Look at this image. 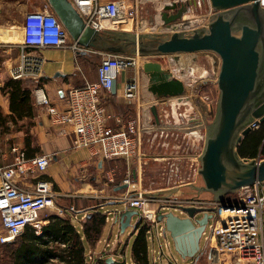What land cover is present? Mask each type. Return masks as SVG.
Listing matches in <instances>:
<instances>
[{"label": "built area", "instance_id": "built-area-1", "mask_svg": "<svg viewBox=\"0 0 264 264\" xmlns=\"http://www.w3.org/2000/svg\"><path fill=\"white\" fill-rule=\"evenodd\" d=\"M70 1L84 22L96 30L110 28L114 23L127 21L138 23L140 20L138 13L142 3L140 4L139 0L130 3L127 0ZM175 1L186 3L189 0ZM259 4L264 6V0H259ZM210 10H212L211 6ZM210 10L201 17V20L197 19V23L186 27H179L180 23H178L176 28L189 29L202 25L213 12ZM46 47L71 48L75 52L90 50L70 37L58 16L45 3L40 9H29L23 14L20 40L16 42L0 40V54L8 55L16 51L14 61L7 65L8 75L14 79L38 78L44 61L39 50ZM100 52L102 58L96 67V80L69 87L64 106L55 104L47 94L41 91V88L34 89V103L48 116L50 123L58 127L59 131L67 127L70 129L72 147L95 146L94 153L103 159L122 157L131 163L140 156L138 127L132 122L126 128L113 129L108 126L106 124L108 115L101 102L100 94L103 90L110 91L113 80L122 69L139 67L141 63L155 56ZM204 52L211 54V59L215 61L217 59L219 64V58L214 52ZM169 56L174 55L156 57H166L165 64L159 60L161 66L172 71L175 69L176 62L170 60ZM181 83L183 88H186L185 84L188 82L181 80ZM143 86L147 90L148 85L144 83ZM123 94L129 100L140 98L134 82H127L124 85ZM142 100L145 102L146 109L150 110L151 101L146 98ZM204 104L210 114V101ZM163 112L164 117L168 116L164 108ZM203 120L206 121L205 118ZM205 125L206 123L203 122L202 126L205 127ZM196 127L188 124L182 126V131L195 134L193 129ZM159 129L162 130L160 127ZM10 151L12 152L11 161L5 165L0 164V219L2 228L5 230L4 234H0V243L14 239L27 225L39 228L40 211L51 206L54 196L58 195L48 180L37 179L30 188L23 187L16 181L17 177L29 173L38 174L45 170L48 164L46 154L26 156L24 149L18 143L11 144ZM258 157L257 159H260ZM198 168L199 166L196 174H199ZM106 180L113 181L111 174L106 176ZM123 183L127 188L120 193L106 196L107 200L119 201L126 207L136 210L152 234L163 235L164 233L163 225L157 226V216L161 208L176 209L182 206H194L205 210L214 207L211 217L213 221L210 224L209 234L206 236L208 251L206 264H264V180L244 185L234 192L233 197H225L223 200H214L211 196L156 194V190L136 187L130 178H125ZM188 183L192 182L188 181ZM174 186L176 185L172 187ZM70 209H73V206H70ZM168 263L182 264L177 259Z\"/></svg>", "mask_w": 264, "mask_h": 264}, {"label": "crops", "instance_id": "crops-1", "mask_svg": "<svg viewBox=\"0 0 264 264\" xmlns=\"http://www.w3.org/2000/svg\"><path fill=\"white\" fill-rule=\"evenodd\" d=\"M127 1L130 3L134 0ZM139 1L142 7L150 0ZM155 1V9H157L167 0ZM45 3L48 4L47 0H41L40 5L32 9H40ZM7 29L8 26L2 25L4 32H7ZM107 29L113 28L103 30ZM5 40L9 39L3 41ZM88 48L90 50L83 52H75L71 48L40 49L39 53L44 59L40 76L36 79H21L24 87L31 92L30 115L16 119L14 122L6 117L5 124L0 123L1 134H8L11 130L10 125L15 126L12 132L18 130L24 132V136L14 142H8L6 137H1L0 164L5 165L11 161L10 145L13 143H18L24 149L26 156L46 154L48 164L45 170L38 174L29 173L17 177L16 181L21 186L30 188L37 179H45L51 182L52 188L58 193L53 198V204L40 211L39 228L27 225L16 239H11L16 244H21V253L16 254L13 261L15 264H169V261L173 262L177 259L170 238L152 234L140 216L124 238L122 233L127 226L122 229L120 223L115 222L114 217L116 213L132 209L119 201H108L106 197L124 191L127 188L123 183L125 178H130L136 187L141 186V179L143 180L144 177L140 166L135 164L134 160L130 163L122 157L103 159L94 153L95 146L72 147L70 129L67 127L63 131H58L51 126L48 116L34 103V89L41 88V91L55 104L62 107L65 105V95L69 87L96 80V67L102 58L101 50L90 46ZM14 59L10 57L4 62L9 65ZM145 77L147 75L137 66L122 69L113 80L110 91L101 92V102L108 115L106 119L108 126L113 129L126 128L132 122L137 125L138 136H141L150 128L147 124L150 115L155 118V121H152L154 128L159 129L162 126V123H159L158 117L161 113L157 105L163 106L166 100L173 97L155 95L149 89L146 90L148 93L145 92L143 86ZM127 82L136 84L140 98L129 100L124 96V85ZM173 96L176 98L179 95ZM142 98L150 101L154 98V104H150V114L146 112ZM204 103L207 102L202 100L203 109H205ZM9 113L8 103L2 115L6 116ZM203 113L207 117L208 109ZM25 119L28 120V124H23ZM166 128L167 126L163 127ZM253 129L250 136L247 137V134L241 139L242 146L239 145L238 151L241 156L256 158L259 156L258 158L261 159L264 158V153L261 152L262 143L257 146L256 152L254 151L259 129ZM109 174L113 177V181L106 180ZM163 189H156V194L184 196L176 186ZM70 206H73V209H70ZM169 210L184 215L179 208H161L160 213ZM133 215L130 216L129 222H132ZM100 216L103 217L101 225L96 223L97 217ZM161 225L163 223L157 224L158 227ZM4 233L0 219V234ZM194 262L206 264V254L199 255L196 261L190 264Z\"/></svg>", "mask_w": 264, "mask_h": 264}, {"label": "water", "instance_id": "water-1", "mask_svg": "<svg viewBox=\"0 0 264 264\" xmlns=\"http://www.w3.org/2000/svg\"><path fill=\"white\" fill-rule=\"evenodd\" d=\"M47 2L70 37L83 46L149 56L214 52L219 58L217 99L196 160L202 184L193 187L198 192H209L214 200H223L244 185L264 180V158L241 156L238 151L241 139L264 122V6L259 0H209L213 12L202 25L189 29L168 25L175 19L182 20L187 10L183 2L171 0L160 12L171 31L136 34L96 30L84 22L70 0ZM188 25L183 20L179 27ZM139 69L147 75L148 89L155 95L184 91L182 83L169 78V70L158 60H147ZM179 209L184 215L169 210L159 213L157 219L163 223V236L170 238L177 253L183 258L195 257L202 252L200 239L215 209ZM198 212L202 213L200 217H196ZM136 213L134 209L123 210L115 214L114 220L124 229Z\"/></svg>", "mask_w": 264, "mask_h": 264}, {"label": "rangeland", "instance_id": "rangeland-1", "mask_svg": "<svg viewBox=\"0 0 264 264\" xmlns=\"http://www.w3.org/2000/svg\"><path fill=\"white\" fill-rule=\"evenodd\" d=\"M169 1L171 0H167L166 3H169ZM40 2L41 0H0V35H3V33L6 34L9 29V36H15L14 42L20 40L21 21L23 14L27 10L40 5ZM154 2L156 1L150 0L145 5L143 4L142 7H140L142 9H140L138 13V19H140L138 23L135 21L127 25H125V22L117 24L114 23L115 25L111 24V27L115 30H126L131 34L171 31V28L160 17L162 6H159L157 9H155ZM209 4V0H189L188 2L184 3L187 10L182 20L189 22V25L192 23H197V19L201 20V17L209 12ZM211 11L212 10H210V12ZM168 12L171 11L168 10ZM165 24L167 26H165ZM2 25L8 26L7 32L2 30ZM15 56L16 51L8 55H4V53L3 55L0 54V86L9 76L6 69L7 65L4 60L10 57L15 58ZM169 57L170 60L176 62L174 66L175 69L169 71V76L172 79L179 80V82H181V80H186L188 82V84H185L186 88H184V92L180 94L182 96L184 94V96L188 97V100L183 98V100L179 101L176 99L177 97L175 98V96L170 95L173 98L166 100V103H163V106L161 104L157 105V107L160 108L161 113L160 117H158L159 123H162L160 128L163 129L162 127L167 126L166 129L160 130L154 128V124H152L154 122L152 121H155V118L150 115V119L147 121V124L150 128L145 131V134L143 133L140 136V156L134 159L135 164L140 166L141 174L144 177L143 180L141 179V186H139V188L142 187L143 189L164 190L163 188L176 185V187L180 188L181 194L184 196H211L209 192H198L193 187V185L198 186L202 184L200 175L196 174V169L199 166V161L196 160L201 153L206 132V127L202 126L203 122L206 123V121L203 120V118L206 117L203 113L204 111L206 112V109H203V106H201L202 100L206 102L210 101V114H208V116L205 118V120L209 122L212 120L217 99L215 80L219 64L217 63V59L216 61L212 60L211 54H206V52L180 53L175 57ZM150 58L151 60H160L163 64L166 63V57L160 58L155 56ZM189 80L191 81L189 82ZM144 83L145 85H148L147 77H145ZM144 90L147 92L145 87ZM149 94L151 95L150 91ZM152 96L154 97L153 94ZM7 97V94L3 93L2 91L0 92L1 114H4L5 109L8 107L9 99ZM154 98L151 100V104H154ZM162 108H164V111H167L168 116H163L164 112ZM146 112L150 114L149 110ZM166 122L167 124H165ZM23 124H28V120L25 119ZM188 124H191L195 127L197 126L193 129L195 134H187L182 131V126L184 127ZM198 124L201 125L200 129ZM51 126H54L58 129L55 124H51ZM14 127L10 125L11 130L8 134H1L0 132V140L1 137H6L8 142L18 141L19 138L21 139L24 136V132L19 130L18 132H12L14 131ZM151 176L155 177L152 178ZM192 178L195 179L189 180ZM188 181L192 183L189 184ZM230 194L231 195L229 196L227 194L226 198H231L235 195V193ZM201 215V212L196 213V217H200ZM138 217V213L132 216V222H130V225L127 226L122 233L124 238H126L128 232L132 228V224L137 220ZM212 221L213 219L209 218L205 227V231L200 239V250L203 252L200 251L195 257L183 258L177 253L175 248H173L174 255L177 257V261H179V263L190 264L192 261H196L197 257L203 253L208 256V251L206 249V236L209 234L210 224ZM160 223L162 222H159L157 219V224ZM7 259L8 258L4 248L0 246V264H5L4 262Z\"/></svg>", "mask_w": 264, "mask_h": 264}, {"label": "trees", "instance_id": "trees-1", "mask_svg": "<svg viewBox=\"0 0 264 264\" xmlns=\"http://www.w3.org/2000/svg\"><path fill=\"white\" fill-rule=\"evenodd\" d=\"M7 94L9 99V110L10 113L6 116L2 115L0 112V123L5 124V119L8 117L13 122L16 119L22 118L23 116H28L31 113V101L30 96L31 92L28 88L24 87L21 79H14L8 76L5 81L0 86V92ZM258 137L255 142L256 146L254 147V151L256 152L257 146L262 143L261 152L264 153V142H262L264 138V122L258 125L257 128L253 130H258ZM250 132L247 137L250 136ZM27 138V137H26ZM264 141V140H263ZM242 146V145H240ZM239 146V148H240ZM231 194H228V196ZM96 223L101 225L103 223V217H97ZM17 236L14 238L16 239ZM21 244H16L15 241L8 240L6 242L0 243V246L4 248L6 252L7 260L4 262L5 264H15L14 258L16 254L21 253Z\"/></svg>", "mask_w": 264, "mask_h": 264}, {"label": "bare ground", "instance_id": "bare-ground-1", "mask_svg": "<svg viewBox=\"0 0 264 264\" xmlns=\"http://www.w3.org/2000/svg\"><path fill=\"white\" fill-rule=\"evenodd\" d=\"M182 21H183V20H180V21H178V20H174V21H171V23L168 24V25L175 24L176 26H178L177 24H178V23H181ZM127 22H129V21H127ZM127 22H126V24H127ZM126 24H125V25H126ZM128 24H129V23H128ZM166 26H167V25H166ZM6 36H8V37H6ZM14 37H15V36H13V35H10V36H9V30H8V32H7L6 34L4 33L3 35H0V40L3 41L4 39H7V38H8V39H12V40H14ZM5 41H9V40H5ZM206 54H207V53H206ZM175 56H176V55H175ZM175 56H173V57H175ZM169 78H171V77L169 76ZM171 79H172V78H171ZM172 80L179 81V80H177V79H172ZM183 92H184V91H183ZM183 92H181L180 94H182ZM180 94H177V95H180ZM183 98L186 99V100H188L186 97H183V96H178L176 99L180 101V100H183ZM257 127H258V126H257ZM257 127H255V128H257Z\"/></svg>", "mask_w": 264, "mask_h": 264}]
</instances>
